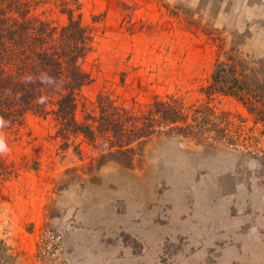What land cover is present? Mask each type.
I'll use <instances>...</instances> for the list:
<instances>
[{"label":"rangeland","instance_id":"obj_1","mask_svg":"<svg viewBox=\"0 0 264 264\" xmlns=\"http://www.w3.org/2000/svg\"><path fill=\"white\" fill-rule=\"evenodd\" d=\"M21 1L27 18L62 27L70 14L91 32L77 121L98 96L133 110L175 96L230 114L250 154L159 139L130 169L99 166L80 138L63 145L50 114L27 112L0 127L12 264H264V130L233 98L201 92L220 47L264 58V0Z\"/></svg>","mask_w":264,"mask_h":264},{"label":"trees","instance_id":"obj_2","mask_svg":"<svg viewBox=\"0 0 264 264\" xmlns=\"http://www.w3.org/2000/svg\"><path fill=\"white\" fill-rule=\"evenodd\" d=\"M91 49V32L70 14L66 25L55 27L27 18L21 0H0V127L19 124L27 112L50 114L64 146L70 138H80L97 151V165L113 162L126 169L153 140L176 139L203 148L243 147L242 128L230 114L217 113L207 103L186 107L175 96H154L138 110L98 96L96 114L77 121L76 96L90 82L80 62ZM220 51L201 92L233 98L264 130V58L244 55L234 45ZM75 152L81 154L80 149ZM12 261L0 239V264Z\"/></svg>","mask_w":264,"mask_h":264}]
</instances>
